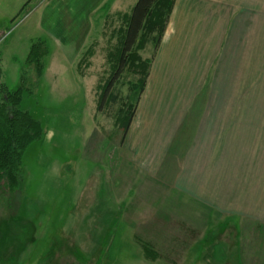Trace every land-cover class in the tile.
<instances>
[{
    "label": "rangeland",
    "instance_id": "374dc122",
    "mask_svg": "<svg viewBox=\"0 0 264 264\" xmlns=\"http://www.w3.org/2000/svg\"><path fill=\"white\" fill-rule=\"evenodd\" d=\"M84 1L0 0V85L18 87L31 43L45 39L48 45L44 73L26 82L19 103L42 123L44 136L23 153L21 190L12 198L0 194V256L12 253L14 264H264V225L247 220L244 234L239 224L245 220L235 216L180 217L205 212L173 186L149 184L123 154L140 135L138 129L122 138L116 123L132 76L115 82L122 102L97 105L110 48L120 39L109 31L123 24L98 27L107 6L90 11L83 46L92 42L93 53L83 73L79 58L63 57L51 38L61 21L71 27L86 20ZM154 50L147 43L140 55L151 57ZM179 144L174 138L169 148Z\"/></svg>",
    "mask_w": 264,
    "mask_h": 264
},
{
    "label": "crops",
    "instance_id": "0c3cea01",
    "mask_svg": "<svg viewBox=\"0 0 264 264\" xmlns=\"http://www.w3.org/2000/svg\"><path fill=\"white\" fill-rule=\"evenodd\" d=\"M135 1L85 0L86 20L61 21L52 41L79 58L90 11L107 6L115 27ZM138 129L123 154L149 184H169L205 212L180 217L235 216L244 234L247 220L264 225V0H174L128 136Z\"/></svg>",
    "mask_w": 264,
    "mask_h": 264
},
{
    "label": "trees",
    "instance_id": "16d2710c",
    "mask_svg": "<svg viewBox=\"0 0 264 264\" xmlns=\"http://www.w3.org/2000/svg\"><path fill=\"white\" fill-rule=\"evenodd\" d=\"M173 3L174 0H136L130 13L120 16L119 20L123 25H119L120 27L116 30L111 28L109 31L119 33L120 39L114 47L110 48L111 68L101 84L99 83L97 105L100 107L104 102L110 105L122 102L115 82L124 73L132 76L128 80L130 93L124 104H121V108L117 110L119 116L116 118V123L122 131V138L134 119L155 50L151 57H142L140 51L147 43H151L154 49L157 48ZM104 16L106 19L105 21L103 19L102 23L106 22L104 26L110 27L107 14ZM92 53L91 42L78 59L79 72L82 69L83 73L84 67L88 65L86 58ZM47 54L48 45L45 39L33 41L19 69V86L10 90L5 85H0V194L8 193L7 197L21 190L24 151L32 142L40 141L44 136L42 123L28 110L21 109L19 103L26 82H36L43 75L44 58ZM22 248L23 246L20 247L19 252ZM143 251L146 256L151 257L155 253L146 244L143 246ZM19 252L17 250V253ZM15 260L12 253L7 258L0 256V264H14Z\"/></svg>",
    "mask_w": 264,
    "mask_h": 264
},
{
    "label": "bare ground",
    "instance_id": "6f19581e",
    "mask_svg": "<svg viewBox=\"0 0 264 264\" xmlns=\"http://www.w3.org/2000/svg\"><path fill=\"white\" fill-rule=\"evenodd\" d=\"M92 227V226H91Z\"/></svg>",
    "mask_w": 264,
    "mask_h": 264
}]
</instances>
